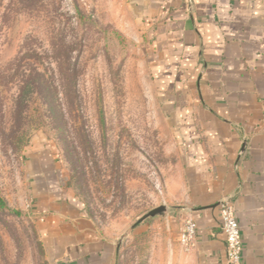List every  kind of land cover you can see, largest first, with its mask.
I'll return each mask as SVG.
<instances>
[{"label":"rangeland","instance_id":"rangeland-1","mask_svg":"<svg viewBox=\"0 0 264 264\" xmlns=\"http://www.w3.org/2000/svg\"><path fill=\"white\" fill-rule=\"evenodd\" d=\"M142 8L137 0H0V264H48L33 211L40 171L118 239L117 264H191L179 240L184 221L172 218L180 163ZM35 71L46 81L40 95L23 82ZM159 205L164 214L133 226Z\"/></svg>","mask_w":264,"mask_h":264},{"label":"crops","instance_id":"crops-1","mask_svg":"<svg viewBox=\"0 0 264 264\" xmlns=\"http://www.w3.org/2000/svg\"><path fill=\"white\" fill-rule=\"evenodd\" d=\"M137 1L180 163L172 218L196 225L191 264H227L224 199L239 226L242 263L264 264V0ZM42 172L32 198L47 263L117 264L118 239Z\"/></svg>","mask_w":264,"mask_h":264},{"label":"built area","instance_id":"built-area-1","mask_svg":"<svg viewBox=\"0 0 264 264\" xmlns=\"http://www.w3.org/2000/svg\"><path fill=\"white\" fill-rule=\"evenodd\" d=\"M220 230L225 237V257L227 264H243L241 260V240L239 226L233 207L228 199H224L219 205ZM196 225L192 219L187 220L181 228L179 240L188 245L194 237Z\"/></svg>","mask_w":264,"mask_h":264},{"label":"trees","instance_id":"trees-1","mask_svg":"<svg viewBox=\"0 0 264 264\" xmlns=\"http://www.w3.org/2000/svg\"><path fill=\"white\" fill-rule=\"evenodd\" d=\"M23 82H24L27 93H36L40 95V94H43V92L46 91L47 89L44 76L38 71H35L33 74L31 73L26 74L24 76ZM45 96H46V93H45ZM45 98L46 100L48 99L47 97ZM43 104H46V106H48V110L50 112H53L56 106L51 100L43 101ZM4 206H5V203L3 199L0 198V207H4ZM176 206L179 207V205H176Z\"/></svg>","mask_w":264,"mask_h":264},{"label":"water","instance_id":"water-1","mask_svg":"<svg viewBox=\"0 0 264 264\" xmlns=\"http://www.w3.org/2000/svg\"><path fill=\"white\" fill-rule=\"evenodd\" d=\"M166 211V207L165 205H159L151 210H149L148 212H146L144 215H142L134 224H138L140 222H142L143 220H145L146 218L148 217H154V216H157V215H162L164 214Z\"/></svg>","mask_w":264,"mask_h":264}]
</instances>
